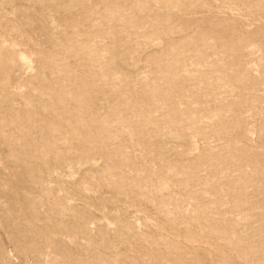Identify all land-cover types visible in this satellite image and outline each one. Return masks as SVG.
I'll return each mask as SVG.
<instances>
[{
	"label": "rangeland",
	"instance_id": "1",
	"mask_svg": "<svg viewBox=\"0 0 264 264\" xmlns=\"http://www.w3.org/2000/svg\"><path fill=\"white\" fill-rule=\"evenodd\" d=\"M0 264H264V0H0Z\"/></svg>",
	"mask_w": 264,
	"mask_h": 264
}]
</instances>
